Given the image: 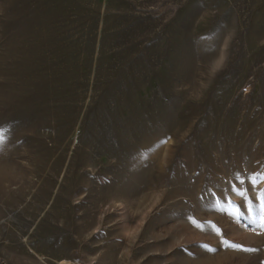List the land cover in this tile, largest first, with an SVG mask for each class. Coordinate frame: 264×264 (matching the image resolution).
Listing matches in <instances>:
<instances>
[{"label": "rangeland", "instance_id": "obj_1", "mask_svg": "<svg viewBox=\"0 0 264 264\" xmlns=\"http://www.w3.org/2000/svg\"><path fill=\"white\" fill-rule=\"evenodd\" d=\"M0 137V264H264V0H0Z\"/></svg>", "mask_w": 264, "mask_h": 264}, {"label": "snow or ice", "instance_id": "obj_2", "mask_svg": "<svg viewBox=\"0 0 264 264\" xmlns=\"http://www.w3.org/2000/svg\"><path fill=\"white\" fill-rule=\"evenodd\" d=\"M0 141H2V137H0ZM237 179L240 180V184L243 185L244 181L240 179L239 176H237ZM247 179L251 182V184L255 188L256 185L264 181V173H257L254 176L247 177ZM233 190L237 192V194L240 197L244 198L248 211L252 212L253 204H252V200L248 198L249 197L248 189L243 188V187H240V188L234 187ZM262 192H264V190H262ZM214 206L219 208L220 211L222 212H227L228 215L233 217L237 222H239L240 218L244 215V213L240 211V206L235 205L234 201H232L231 199L228 200L227 204H223L222 201L218 200ZM230 206L234 207L235 211H233L232 207ZM259 209L260 211H259L258 219L256 217H249L248 219L250 223L256 225L257 228H259L260 230H264V197H261V203L259 204ZM193 223L196 224L197 227H200V228L204 227L203 224H200L197 221H193ZM209 227L211 230L215 231L217 234L221 232V230L218 227H216L214 224H212L211 222H209ZM244 227L247 228L248 224H245ZM222 244L224 247H227V248H235L237 250H244V251H256V249H248V248H245L242 244L233 243L227 240H223ZM205 247H208V246L205 245ZM210 250L213 252L216 251L215 249H210Z\"/></svg>", "mask_w": 264, "mask_h": 264}, {"label": "bare ground", "instance_id": "obj_3", "mask_svg": "<svg viewBox=\"0 0 264 264\" xmlns=\"http://www.w3.org/2000/svg\"><path fill=\"white\" fill-rule=\"evenodd\" d=\"M64 262H65V261H64ZM64 264H69V263L66 262V263H64Z\"/></svg>", "mask_w": 264, "mask_h": 264}]
</instances>
